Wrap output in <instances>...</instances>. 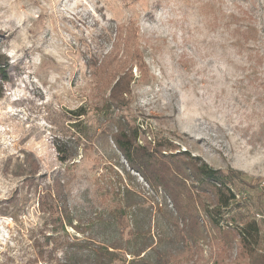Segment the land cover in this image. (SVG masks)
Instances as JSON below:
<instances>
[{
  "label": "rangeland",
  "instance_id": "374dc122",
  "mask_svg": "<svg viewBox=\"0 0 264 264\" xmlns=\"http://www.w3.org/2000/svg\"><path fill=\"white\" fill-rule=\"evenodd\" d=\"M134 52L142 68L130 64ZM0 55L9 76L0 79V264L76 261L71 244L87 235L40 206L63 169L75 177V224L105 243L118 235L109 214L124 205L125 188L163 202L103 138H82L85 153L59 159L57 142L79 138L78 124L93 127L89 137L109 128V116L78 123L74 111L97 100L93 90L108 96L123 64L131 94L118 114L142 124L149 141L165 138L213 169L242 172L253 187L243 189L245 209L264 236V0H0ZM133 212L129 220L141 217ZM152 218L160 244L170 230L156 208ZM236 253L211 239L182 264H249Z\"/></svg>",
  "mask_w": 264,
  "mask_h": 264
},
{
  "label": "trees",
  "instance_id": "16d2710c",
  "mask_svg": "<svg viewBox=\"0 0 264 264\" xmlns=\"http://www.w3.org/2000/svg\"><path fill=\"white\" fill-rule=\"evenodd\" d=\"M129 62L143 67L137 52L129 55ZM7 68L8 58L0 55V79L4 82L9 80ZM125 68V64L120 66L117 72L120 77L110 88L108 96L100 97L93 90V97L97 100L74 111L78 123L91 113L109 116V128L98 134L96 131L99 128H95L89 137L85 130L93 127L86 126L83 130L82 124H78L79 138L57 142L59 159L62 163L77 159L82 138H88L90 142L103 138L108 146L115 148V155L119 153L129 169L142 178L155 194L154 197L161 192L164 199L163 202L154 203L144 194L125 188L122 192L124 205L119 203L109 214L110 224L118 235L113 241L105 243L99 234L93 231L89 233V229L81 226L80 222L75 224L78 218L71 205V185L75 177L69 174L70 168L58 171L53 182L54 194L43 197L40 206L55 224L70 226L79 234L87 235L85 240L75 238L71 244L76 255V261L71 264H182L193 258L195 250L202 243L211 239H219L223 248L236 249V257L248 259L249 264H264L261 226L245 209L243 189L253 188L251 184L243 179L242 172L230 170L225 173L213 169L200 157L181 151L177 144L168 139L149 141L142 124L125 120L118 114L127 105L126 95L131 94L132 73L121 74ZM82 151L85 153L87 147ZM33 168L37 171L39 165L33 163ZM128 175L136 179L129 171ZM31 180L28 181L32 183ZM147 202L150 204L145 207ZM154 208L162 213L170 230L159 240L160 244L152 234ZM132 209L134 215L141 217L129 220L128 211ZM225 216L230 219L227 223L221 220ZM127 236L134 241L133 249L130 248V241L125 240ZM127 256H131V259Z\"/></svg>",
  "mask_w": 264,
  "mask_h": 264
}]
</instances>
